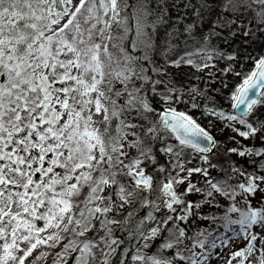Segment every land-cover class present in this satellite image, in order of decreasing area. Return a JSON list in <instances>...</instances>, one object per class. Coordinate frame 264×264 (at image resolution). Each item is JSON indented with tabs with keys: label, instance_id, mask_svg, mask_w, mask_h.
<instances>
[{
	"label": "snow or ice",
	"instance_id": "snow-or-ice-1",
	"mask_svg": "<svg viewBox=\"0 0 264 264\" xmlns=\"http://www.w3.org/2000/svg\"><path fill=\"white\" fill-rule=\"evenodd\" d=\"M204 25L208 32L197 51L206 53L205 61L216 53L229 62L220 72L241 77L230 90L235 113L212 109L211 114L239 137L264 140V119L255 115L256 106L264 105V52L247 53L253 67L241 72L235 71L238 53L207 47L212 36L222 35L217 29L227 30L225 43L241 29L244 37L264 33V0H0V264H42L49 257L52 264H94L99 245L80 238L100 217L101 230L107 228L101 241L109 250L102 253L103 264H111L122 241L108 226L127 224L131 212L123 220L115 215L134 201L153 209L147 217L152 224L145 229L140 220L134 235L145 241V249L157 237L161 242L157 254L137 248L133 261L264 264V204L254 207L249 199L264 192V159H253L264 157V147L226 148L225 155L249 157L256 165L252 171L214 163L219 142L174 106L197 108L196 97L206 92L193 87L185 99L183 88L169 78V68L182 64L209 67L196 64L191 52L173 58L181 43L187 46L198 30L203 33ZM157 96L163 104L159 110ZM173 137L178 143H167ZM158 141V151L175 157L173 170L179 168L159 182L163 166L156 177L148 174L149 163L154 168L159 163ZM185 149L198 156L189 158ZM197 159V166L185 167ZM210 169L221 178H210ZM194 174L204 177L203 185L193 182ZM156 188L161 204L148 195ZM192 194L202 200L186 199ZM217 194L231 202L224 215H200L202 203L220 207ZM237 197L244 208L237 207ZM193 215L222 220L223 230L207 236L199 231L204 238L189 247L185 241L193 237L182 224ZM237 240L243 247L233 251L230 243ZM197 247L202 251H194ZM163 250L171 255H160Z\"/></svg>",
	"mask_w": 264,
	"mask_h": 264
},
{
	"label": "rangeland",
	"instance_id": "rangeland-1",
	"mask_svg": "<svg viewBox=\"0 0 264 264\" xmlns=\"http://www.w3.org/2000/svg\"><path fill=\"white\" fill-rule=\"evenodd\" d=\"M175 15V14H173ZM208 25L203 26V33H201L199 30L195 33L194 38L187 40V46H185L183 43H181L179 50L174 54L173 58H176L179 55H184L185 52H191L193 55L190 57L196 64H202V63H208V68H203L201 70H197L195 67H192L190 65L182 64L179 68H169L170 73L172 74L169 78L172 80L173 83L176 84L178 88H183L185 92V99H188V90L190 88H198L200 90H205L203 96H197L196 97V103L199 105L197 108H192L191 103L188 104H180V105H174L175 107H178L181 111H186L188 114L193 116V118L199 123L202 127H204L218 142H219V148L217 152L212 156L214 163H219L223 165L225 168H227V163L229 164H235L237 167L246 169L247 171H252L254 168H256V165L249 163V157H240L236 154H228L225 155V150L228 147H239L240 145L249 147V148H262L264 147V140H261L259 137L251 138V139H244L242 137H239L235 133L231 131L229 128H225L223 121L218 119L215 115L211 114V110L215 109L217 112L220 110H224L226 113H233V109L230 107L231 101L229 100V96L231 94L230 90L241 81V77L234 76L233 73H228L225 75L224 73L220 72V69L225 67L228 61L222 58H217L216 53H212L213 59L212 60H204L205 52H198L197 50L202 47L204 44L203 36L207 35L208 32ZM235 28L236 26L233 25ZM114 28V27H113ZM245 29L240 30V34H238L235 37H230L229 42H224V36L227 35V30L225 29H217V31L221 32V36H212L208 42V49L216 48L220 51H222L225 55L229 53H238V60L235 62V71H241V72H247L252 69L253 62L251 60H248L246 58L247 53H251L252 55H257L262 52H264V33H257L255 36H252L251 34L248 37H244L242 35V32ZM255 31V29H253ZM183 39V38H182ZM118 53L116 52L115 55ZM212 65H215L213 67ZM225 82L227 83V87L224 86ZM118 87H121L118 84ZM161 88L163 86H160ZM154 102H156L157 110H159L161 107H163L162 102L159 100V97H154ZM234 114V113H233ZM255 115L259 119H264V105H257L255 109ZM95 120H97V126H101L99 123L100 118L94 117ZM251 120V118H250ZM237 127H241V130H244L242 126L237 125ZM232 137H235V139H232ZM237 141L239 144H237ZM167 143L173 144L175 142L170 141L167 139ZM186 153H189V158H191L192 155H197L196 153H193L190 149H185ZM131 154L134 156L136 155L135 150H131ZM167 161L171 165V168L173 170V165L176 163V158L171 156L170 154H165ZM181 162L184 161V157L182 156ZM253 159L259 161L261 159H264V157H254ZM127 162V161H126ZM199 164L198 159L193 160L192 164H185V167H192L197 166ZM150 163L148 165V169L150 168ZM179 171V168H175V170L170 171L169 174L175 175L176 172ZM210 178H221L222 174L216 170V169H210ZM193 182H197L198 186L203 185L204 177H202L199 174H194L192 176ZM126 187L131 190V184L126 182ZM177 190V192L182 191V186H174ZM150 199L155 200L156 204H161L162 201L158 199L160 193L159 189H156L151 194H148ZM261 194L258 192L254 197L250 196L249 199L253 202L254 205H256L259 200L261 202ZM188 200L192 201H201L202 197L198 194H192L186 197ZM220 202L223 204L229 203L230 201L227 200L225 197L216 195V202ZM208 204V203H207ZM135 206V203L133 204H126L123 209L118 210V214L115 215V219L117 220H123L124 215L126 212H128L131 208L133 209ZM141 207L140 204H137L134 208L136 210L137 207ZM153 209L150 205L147 206V209L142 211L141 220L144 221L143 227L147 229L149 225L152 224L151 221L147 219L148 213L152 212ZM133 214L136 213L135 211H132ZM202 212V206L200 210V214ZM153 215H159L155 212H153ZM199 215H193L190 216L188 221L185 224H182L183 227L188 230L190 227L193 218H198ZM113 214H108V219H112ZM236 216H233V219H235ZM99 219H103V217H100ZM99 219L95 221V223L99 224ZM158 222V221H157ZM154 226V225H153ZM108 227H111L113 232L112 235L115 239L118 241V233L121 232V225H109ZM97 232L96 229L92 232L86 234V236L80 239H93L99 247L94 249V252L96 253V260L94 264H103L104 261V255L102 253L108 252L109 250L106 248L105 244L101 241V237L107 236V228H104L101 230V226L98 229ZM217 229L213 228L212 232H215ZM107 238V237H105ZM160 238L157 237L156 241L152 242V246L145 249L143 247V244L145 241L141 239V243L139 246V250L142 254L146 253L148 255L151 254H157V246L160 243ZM187 244V243H185ZM113 247H116V245H113ZM243 247V242L240 240H237L235 242H231L229 248L231 250H237L238 248ZM229 248H225L223 250L225 256L227 257L230 255ZM58 250V249H57ZM195 251L200 252L202 251L200 248H195ZM219 251V249H217ZM113 254H111L110 261L113 257ZM160 255L164 256H170L171 250H163V252L159 253ZM34 255H38L37 253H34ZM139 264H142V262L137 261ZM42 264H52V259L49 257L46 262H42ZM211 264H224V262L213 260ZM233 264H236V261H233Z\"/></svg>",
	"mask_w": 264,
	"mask_h": 264
},
{
	"label": "trees",
	"instance_id": "trees-1",
	"mask_svg": "<svg viewBox=\"0 0 264 264\" xmlns=\"http://www.w3.org/2000/svg\"><path fill=\"white\" fill-rule=\"evenodd\" d=\"M113 31L114 32L116 31L115 26L113 28ZM110 51H112L114 56H115V54L117 52L116 49L110 48ZM116 87L119 88L118 84L116 85ZM113 98L115 99V97H113ZM122 100H123V98H121L120 102H122ZM155 105H156V102H155ZM156 107H157V105H156ZM116 123L117 122H115V121L112 123L113 134H115L114 129H115ZM100 127L102 128L103 125L101 124ZM163 136L165 138H167L168 134L165 132V133H163ZM169 140L174 142L172 138ZM161 146L162 145L159 141L155 143V149L157 150V152H156L157 159L159 162L158 165L155 168L150 165V168L148 169V174L153 175L154 177H156L157 169L159 167L163 166L166 169V171L164 173H161L158 177H156L158 182L163 181L164 177L166 175H169L170 171H173L171 168V165L169 164V162L166 159L165 154L160 153L158 151L159 147H161ZM228 166H229V163H227V167ZM156 189H158V188H156ZM156 189H154V191ZM260 194L262 196L261 202L259 200V202L256 205H254L253 202L251 201V203L254 207H259L261 204H264V192H260ZM134 203H135V206L137 204H140V203L135 202V201H134ZM217 203L220 205V207H218V208L213 206L212 204H209V203L208 204L202 203V212L200 215H204V216L216 215L218 217H222L224 215L226 208L229 206V204L231 202L223 204V203H220L217 201ZM135 206H134V208H135ZM140 206L141 207L138 206L136 208V210H134V208L133 209L131 208L128 212L125 213L124 217L127 216V214L129 212L132 213V216L129 219V221L127 222V224H125L123 227H121V230H120L121 232L118 233V242L122 241V243H120L119 248H117V252L113 254V257L111 259V264H119L120 259L125 260V264H139L137 261H133L131 259V256L136 253L137 248H139V246H140L141 239L139 238L138 234L134 235V233H136L137 225L139 224V222L141 220L140 216L142 215V211L147 209L148 205H141L140 204ZM237 207L244 208V203L239 197H237ZM132 211H135L136 213L133 214ZM234 215L236 217L238 216L237 213L232 214V216H234ZM190 223H191V225L187 230V234H188V236L193 237V239L185 241V243H187V245L189 247H191L194 240H199V239L204 238L203 236L198 237L197 232L204 231L205 236H207V233L212 232L213 228L218 229V227H219L220 231L223 230L222 227H220L223 224L222 220H217V221L213 222L210 219L209 220H202L198 217V218H193L192 222H190ZM99 228H100V225L96 223L95 229L97 232L99 231L98 230ZM129 229H131V231H129ZM213 233H215V232H213ZM105 237H107V236H105ZM208 242H209V244L211 243V237H209ZM181 247H183V245ZM197 248H199V247H197ZM125 250H127V251H125ZM194 251H195V249H194ZM185 254H188V253H185ZM164 256H167V255L164 254Z\"/></svg>",
	"mask_w": 264,
	"mask_h": 264
},
{
	"label": "water",
	"instance_id": "water-1",
	"mask_svg": "<svg viewBox=\"0 0 264 264\" xmlns=\"http://www.w3.org/2000/svg\"><path fill=\"white\" fill-rule=\"evenodd\" d=\"M235 111H236V110L233 109V113H235ZM173 140H174V137H173ZM174 142H175V143H178V142H176L175 140H174ZM214 154H215V153H214ZM214 154H213V155H214Z\"/></svg>",
	"mask_w": 264,
	"mask_h": 264
}]
</instances>
